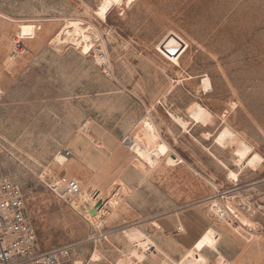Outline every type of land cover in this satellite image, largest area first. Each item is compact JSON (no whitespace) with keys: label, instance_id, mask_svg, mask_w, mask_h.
Returning a JSON list of instances; mask_svg holds the SVG:
<instances>
[{"label":"rangeland","instance_id":"rangeland-1","mask_svg":"<svg viewBox=\"0 0 264 264\" xmlns=\"http://www.w3.org/2000/svg\"><path fill=\"white\" fill-rule=\"evenodd\" d=\"M99 1L0 0V178L24 190L40 251L70 246L62 264H264V0H130L106 22ZM72 20L94 26L103 60L52 41ZM170 34L184 43L174 56ZM64 174L77 196L58 195ZM132 228L152 243L133 246Z\"/></svg>","mask_w":264,"mask_h":264},{"label":"built area","instance_id":"built-area-1","mask_svg":"<svg viewBox=\"0 0 264 264\" xmlns=\"http://www.w3.org/2000/svg\"><path fill=\"white\" fill-rule=\"evenodd\" d=\"M65 154L71 155L68 150ZM55 185L58 195L66 199L81 192L78 179L65 174ZM69 251L66 245L40 251L24 190L16 181L0 178V264H62Z\"/></svg>","mask_w":264,"mask_h":264},{"label":"bare ground","instance_id":"bare-ground-1","mask_svg":"<svg viewBox=\"0 0 264 264\" xmlns=\"http://www.w3.org/2000/svg\"><path fill=\"white\" fill-rule=\"evenodd\" d=\"M126 1L130 0H100L96 6V8L93 10V15L96 19L106 22L107 14L115 8H122ZM35 33V25L32 23H21L18 27V35L23 39H31L34 37ZM91 33L98 36V33L94 26L91 24H84L80 20H72L66 22L65 26L60 29V32L53 37L52 41H68L71 40V42L75 43V45L78 46V48L82 51V53H89L91 50L94 49L93 39L91 38ZM175 34H170L165 39V41L161 45V49H163L167 54L174 56L177 55L178 52L184 47V43L182 40L178 38L177 35L175 37L173 36ZM175 50L178 49V51L175 54L168 53L167 50ZM96 60L101 61L104 59V57H100L99 54L96 52V49H94ZM101 56H103L101 54ZM201 86L204 90L211 89L210 80L208 77H204L201 81ZM2 94V89L0 88V97ZM211 117V114L208 110H203V112L198 116L197 122L205 124L207 120ZM173 120L181 125L182 127L185 124V120L181 116H175L173 117ZM257 157V156H256ZM56 161L60 164H64L68 158L65 157V155L58 153L56 155ZM165 161L167 164H176L177 161H180V158L174 154H168L165 158ZM236 163L241 164L242 159L237 158ZM242 222L249 223V221L242 217ZM248 225V224H247ZM122 233L124 234V237H126L129 242L133 243L132 245L135 247H142L146 246L149 243L152 242L150 239L140 230L136 228L132 229H123ZM188 264H204L200 260H193L189 259ZM124 263V262H123ZM120 261L116 262V264H123Z\"/></svg>","mask_w":264,"mask_h":264},{"label":"water","instance_id":"water-1","mask_svg":"<svg viewBox=\"0 0 264 264\" xmlns=\"http://www.w3.org/2000/svg\"><path fill=\"white\" fill-rule=\"evenodd\" d=\"M174 37H175V35H173ZM176 38V37H175ZM168 51V53H170V54H175L177 51H178V49H175V50H167ZM91 213H94V211L93 210H91L90 211Z\"/></svg>","mask_w":264,"mask_h":264}]
</instances>
